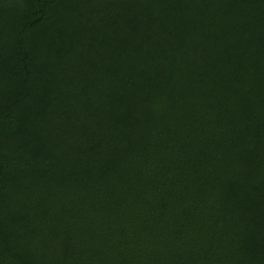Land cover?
I'll list each match as a JSON object with an SVG mask.
<instances>
[{"label":"trees","instance_id":"trees-1","mask_svg":"<svg viewBox=\"0 0 264 264\" xmlns=\"http://www.w3.org/2000/svg\"><path fill=\"white\" fill-rule=\"evenodd\" d=\"M0 264H264V0H0Z\"/></svg>","mask_w":264,"mask_h":264}]
</instances>
